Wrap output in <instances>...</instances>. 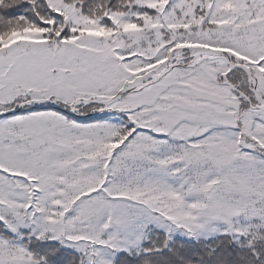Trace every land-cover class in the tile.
Here are the masks:
<instances>
[{
    "label": "snow or ice",
    "instance_id": "snow-or-ice-1",
    "mask_svg": "<svg viewBox=\"0 0 264 264\" xmlns=\"http://www.w3.org/2000/svg\"><path fill=\"white\" fill-rule=\"evenodd\" d=\"M0 264H264V0H0Z\"/></svg>",
    "mask_w": 264,
    "mask_h": 264
}]
</instances>
